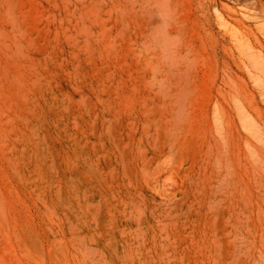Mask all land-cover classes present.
Wrapping results in <instances>:
<instances>
[{"label":"rangeland","instance_id":"obj_1","mask_svg":"<svg viewBox=\"0 0 264 264\" xmlns=\"http://www.w3.org/2000/svg\"><path fill=\"white\" fill-rule=\"evenodd\" d=\"M164 10L0 0V264H264V0Z\"/></svg>","mask_w":264,"mask_h":264},{"label":"bare ground","instance_id":"obj_2","mask_svg":"<svg viewBox=\"0 0 264 264\" xmlns=\"http://www.w3.org/2000/svg\"><path fill=\"white\" fill-rule=\"evenodd\" d=\"M262 1V0H261ZM151 3H153L157 9L159 10H164L166 9V4L168 2V0H150ZM259 4V3H258ZM261 5V4H260ZM170 10V9H169ZM165 11V10H164ZM172 13V12H171ZM95 17V16H94ZM176 34V33H175ZM231 35V38L232 39H235L236 44L238 46V48L240 49V51H242L243 53L245 54H248V60H249V63L251 64L252 66V69H254L255 71H258L260 72L259 74V77L262 78V82L264 83V53L261 54L260 51L258 52L256 50V47L255 45L253 44V42L251 40H249L246 36L245 33L243 32H239L237 31L235 28L231 27V30H230V33ZM234 42V41H233ZM249 72V71H248ZM225 76V75H224ZM223 76V77H224ZM226 76H229L228 74ZM225 76V77H226ZM230 78V77H229ZM225 80V79H224ZM227 83L228 80H226ZM226 81L224 84H226ZM230 81V80H229ZM223 82V81H222ZM233 83V82H232ZM229 86V85H227ZM234 98V97H233ZM237 99V98H236ZM237 103V102H236ZM241 107V106H240ZM217 108V107H216ZM247 108V107H246ZM257 108H259L257 106ZM215 111V110H214ZM245 111V109H244ZM223 112V111H222ZM243 112V110H242ZM254 113V112H253ZM239 114V113H238ZM249 116V115H248ZM246 117V116H245ZM250 117V116H249ZM248 118V117H247ZM246 118V120H248ZM244 119V117L242 118ZM75 121V120H74ZM216 122V121H215ZM252 122V120H251ZM216 124V123H215ZM219 124V123H218ZM254 124V125H253ZM253 130L254 132L256 133L258 139L260 142H264V121L263 120H260V121H257L255 119L254 123H253ZM248 126V125H247ZM246 128V127H245ZM247 129V128H246ZM218 131V130H217ZM220 134V133H219ZM254 135V133H253ZM257 139V140H258ZM247 143V142H246ZM245 144V143H244ZM217 146V145H216ZM246 146V145H245ZM249 149V148H248ZM247 149V150H248ZM253 152L255 153L256 155V159H257V162L259 163V166L261 167V169L263 170L264 169V145L260 144V143H257L254 148H253ZM253 154V153H252ZM253 156V155H252ZM255 161V160H253ZM249 249V248H248ZM247 249V250H248ZM87 252V251H86ZM249 253V252H248Z\"/></svg>","mask_w":264,"mask_h":264}]
</instances>
